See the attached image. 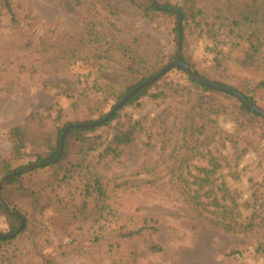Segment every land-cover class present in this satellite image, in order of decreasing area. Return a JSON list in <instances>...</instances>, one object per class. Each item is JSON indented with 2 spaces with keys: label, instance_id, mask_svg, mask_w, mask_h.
I'll use <instances>...</instances> for the list:
<instances>
[{
  "label": "rangeland",
  "instance_id": "rangeland-1",
  "mask_svg": "<svg viewBox=\"0 0 264 264\" xmlns=\"http://www.w3.org/2000/svg\"><path fill=\"white\" fill-rule=\"evenodd\" d=\"M166 1L182 5L186 0L155 3ZM150 2L10 0V13L0 0V161L11 157L10 130L14 127H35L42 118V129L37 133L47 137L70 124L99 121L119 103L118 98L132 91L143 78L152 77L172 63L177 51L176 19L158 11H152L147 18L142 7ZM195 2L205 16L199 18L200 26L187 33L185 53L194 67L191 68L239 90H247L255 81L252 95L264 110V73L243 71L232 59L241 49L236 47L238 35L254 31L264 40V0ZM112 44L130 46L141 61L140 68L136 72L126 70L119 63L120 55H111ZM219 51L227 55L224 70L215 63L217 57L223 58ZM170 83L191 85L187 74L172 69L146 97L126 106L118 120L90 134L101 144L89 159L106 187L104 203L110 215L105 232L78 225L67 232L72 234H63L52 224V210L44 216L35 212L31 231L20 249L7 254L21 260L13 258L10 264H45L48 258L55 264H264L247 254L241 261L229 256L235 248L251 249L259 239L257 233L232 234L204 224L179 199L182 185L171 179L189 171L195 174L194 166L204 167L207 163L186 164L187 151L182 148L178 128L188 98L176 96L167 88ZM97 85L113 89L109 100L95 91ZM219 119L220 130L234 132L233 119ZM135 124L140 125L141 132L137 140L122 149L119 158L101 159L115 133ZM255 129L256 132L242 134L251 142L252 150L236 170L237 177H228V169L223 170L244 204L249 202L255 186L264 182V126L260 123ZM46 146H28L25 157L12 162L13 168L31 166L36 152L49 155ZM211 149L219 157L229 153L221 143ZM84 179L93 185L97 178L85 175ZM84 179L76 175L75 180L60 184L44 170L31 184L41 180L50 183L48 193L71 204L81 201ZM244 209L247 216L249 211ZM145 216L159 220L156 240L164 251L151 252L136 241L123 242L121 251L117 250V241L107 233L122 225L133 229V224ZM8 232L7 220L0 218V233ZM97 234L105 235V240L96 241ZM112 241L114 248L109 246ZM135 250L136 254L132 253Z\"/></svg>",
  "mask_w": 264,
  "mask_h": 264
},
{
  "label": "trees",
  "instance_id": "trees-1",
  "mask_svg": "<svg viewBox=\"0 0 264 264\" xmlns=\"http://www.w3.org/2000/svg\"><path fill=\"white\" fill-rule=\"evenodd\" d=\"M2 1L5 8L10 13H13L10 0ZM150 1L149 6L142 7L147 18H150L152 11H158L176 19L174 33L176 35L177 51L172 56V63L177 60L179 55V24L181 23L182 47L180 59L192 67V63L185 53L188 48L187 33L193 27L201 25L199 18H204V10L198 7L195 2L196 0H186L182 5L173 4L169 1L163 4L155 3L156 0ZM236 40H238L236 47H241V49L238 55L232 57L233 62L243 71L257 72L261 70L264 73V40L258 37L254 31H245L241 35H238ZM239 40H241L240 43ZM110 48L111 55H114V53L120 55L121 61L119 63L125 66L126 70L136 72L140 68L141 61L130 46L112 44ZM108 49L109 46L106 51ZM218 54L220 56L223 55V58H216V66L219 70H224V62L227 60V55L223 51H219ZM193 71L206 81L236 89L245 95L249 99L248 101L257 105L254 101L255 97L252 95L255 81L250 82L249 87L244 91L211 80L208 78V75L196 69H193ZM183 72L187 74L185 71ZM147 79V77L143 78L141 83ZM162 79L163 77L152 85L142 89L102 125L88 129H71L66 136L61 156H59V153L61 151V139L65 127L56 130V132L46 137L42 133H37L41 131L43 125V120L40 118L39 123L35 127L25 128L17 126L10 130V140L12 141L13 149L10 158H3L0 161V183L6 177L24 168L14 169L12 162L23 159L25 157L24 152L28 146L43 148L47 145L46 147L49 148L50 153L47 156H41L36 152L34 155L36 161L30 165L38 164L41 165L40 168L18 176H11L7 180L6 185L1 189L0 193L5 205L13 208L14 213L7 211L0 205V218L7 220L9 232L6 235L15 236L9 239L0 238V264H10L13 258L20 262V257L16 258L14 255L10 256L7 254L10 251L20 249L22 240L24 242L27 234L31 231L35 212H39L41 216H44L47 211L52 210V224L55 229L63 234H72L67 232L78 225H87L93 228L98 227L99 230L105 232L110 215L109 208L104 203V199H106V187L102 183V177L96 174L95 168L93 169L89 159L90 156L98 152L101 144L98 139L91 137L90 134L118 120L121 111L126 106L142 100ZM189 81L191 83L190 86L179 87L170 83L167 85V88L173 91L176 96L181 95L188 98L185 102L187 107L182 111L183 117L178 128V133L181 137L180 141L183 144L182 148L187 151L186 164L190 166L191 163L203 161L207 165L204 167L194 166L197 173L191 174L192 171H189L187 175L180 174L177 177L174 176L171 182L175 184L177 182L178 185L179 183L182 185V190L178 194L179 199L204 224L232 234L257 233L259 235V239L255 241V245L251 249L235 248L229 253V256L241 261V257L247 254L258 261L264 262V182L255 186V189L251 193V198L248 200L249 202L244 204L241 203V196L232 189L227 181V176L223 174V170L227 168L229 171L228 177H237L236 170L243 159L249 155L250 150H252L251 142L242 134L246 133L248 135L251 130L256 132L255 127L258 124L262 123V126H264V118L254 112L248 104L232 95L201 85L191 76H189ZM94 89L98 94L104 96L106 100H109V95L113 91L111 87L99 85L94 87ZM126 95H122L118 98V101L120 102ZM153 97L157 98L158 95H153ZM110 113L101 117L99 121L103 120ZM222 116H228L235 121L234 132L228 134L220 130L219 118ZM139 128L140 125L135 124L118 130L113 136L110 145L102 152L100 158H119L122 149L130 146L137 140L141 133ZM219 143L229 151L227 155L219 157L211 149L212 146ZM57 157L59 158L57 159ZM224 161L227 162L226 165H224ZM44 170L50 172L51 179L59 181L60 184L65 181L70 182L75 180L76 175H79L81 179H84L85 175L88 178L95 176L97 179L93 185L84 179L86 187L81 201L76 203V200L68 204L69 202L64 198L52 197L48 193L51 187L50 183L41 180L39 184H31L32 180L40 176ZM243 208L249 211L247 216L244 215ZM22 225L23 228L17 233ZM158 226L159 220L145 216L139 223L133 224V229L129 228L128 225H122L114 229L113 232H108L107 235L112 234L114 236L113 239L117 241L116 247L119 251L123 247V242L136 241L146 250L162 253L164 247L156 240V236L159 233ZM0 235L4 234L0 233ZM104 237L105 235L101 236L99 234L95 236L96 241L99 242H103L105 240ZM113 241L109 244L112 248H114V245H112L114 244ZM136 252L135 250L132 253L136 254ZM22 253L24 254V249ZM44 263L55 264L50 258L46 259Z\"/></svg>",
  "mask_w": 264,
  "mask_h": 264
},
{
  "label": "water",
  "instance_id": "water-1",
  "mask_svg": "<svg viewBox=\"0 0 264 264\" xmlns=\"http://www.w3.org/2000/svg\"><path fill=\"white\" fill-rule=\"evenodd\" d=\"M179 47H178V58L175 62L171 63L170 65H168L166 68H164L162 71H160L159 73L153 75L152 77L148 78L146 81H144L143 83L139 84L138 86H136L131 92H129L116 106L115 108L111 111V113L105 117L103 120L100 121H96L93 123H78V124H70L66 127L63 135H62V139H61V151L59 153V156H61V153H63V148H64V142L66 139L67 134L69 133V131L73 128H94L97 126L102 125L103 123H105L110 117H112L119 109H121L122 107H124L126 105V103L132 99L133 97H135L142 89L152 85L153 83L157 82L159 79H161L162 77H164L169 71H171L172 69H181L183 71H185L189 76H191L195 81H197L199 84L222 91L224 93H227L229 95H232L234 97H236L237 99H239L240 101L245 102L246 104H248L252 110L254 112H256L259 116L264 118V110H262L261 108H259L257 105L251 103V101H248L249 99L243 95L242 93H240L239 91H237L236 89L230 88L228 86L225 85H221L218 83H214V82H209L204 80L203 78H201L197 73H195L193 71V69L186 63H184L183 61H181L180 59V53H181V47H182V24H179ZM59 157H57L58 159ZM56 159V160H57ZM55 160V161H56ZM41 165L35 164V165H31L26 169H22L16 173H14L13 175H10L8 177H6L4 179V181L0 184V192L2 187L4 186V184L7 182V180L11 177V176H18L21 175L23 173H25L26 171H31L33 169L39 168ZM0 205H2L7 211L14 213V211L12 209H10L7 205H5V202L2 199L1 193H0ZM22 227L17 231V233H19L21 231ZM15 235H0L1 239H9V238H13Z\"/></svg>",
  "mask_w": 264,
  "mask_h": 264
}]
</instances>
